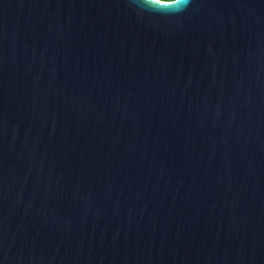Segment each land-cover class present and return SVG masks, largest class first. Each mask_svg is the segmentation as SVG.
<instances>
[{"label":"water","instance_id":"obj_1","mask_svg":"<svg viewBox=\"0 0 264 264\" xmlns=\"http://www.w3.org/2000/svg\"><path fill=\"white\" fill-rule=\"evenodd\" d=\"M0 264H264V0H0Z\"/></svg>","mask_w":264,"mask_h":264},{"label":"clouds","instance_id":"obj_2","mask_svg":"<svg viewBox=\"0 0 264 264\" xmlns=\"http://www.w3.org/2000/svg\"><path fill=\"white\" fill-rule=\"evenodd\" d=\"M138 13H148L160 16H175L187 10L190 0H166L158 3L157 0H130Z\"/></svg>","mask_w":264,"mask_h":264},{"label":"snow or ice","instance_id":"obj_3","mask_svg":"<svg viewBox=\"0 0 264 264\" xmlns=\"http://www.w3.org/2000/svg\"><path fill=\"white\" fill-rule=\"evenodd\" d=\"M158 3H164L166 0H157Z\"/></svg>","mask_w":264,"mask_h":264}]
</instances>
